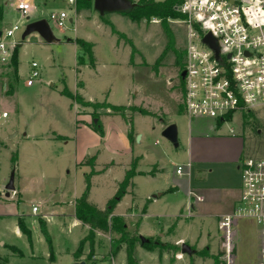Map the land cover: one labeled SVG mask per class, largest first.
Returning <instances> with one entry per match:
<instances>
[{
	"label": "rangeland",
	"instance_id": "374dc122",
	"mask_svg": "<svg viewBox=\"0 0 264 264\" xmlns=\"http://www.w3.org/2000/svg\"><path fill=\"white\" fill-rule=\"evenodd\" d=\"M12 1L0 0L4 7L3 27L14 21L26 24V16L16 10L17 1L14 5ZM29 2L38 17L47 18L60 11H66L69 17L64 28L50 21L55 36L52 41L35 33L23 38L24 30H19L15 36L21 41L17 72L11 63L0 66V199L7 198L6 185L14 172L15 191H11V196L17 200L15 193L19 188L23 194L21 201L15 200L11 206L17 214L19 209L24 215L31 231L30 241L22 231L17 234L14 230L15 217H0V238L7 242L0 246V264H74L73 252L89 233L83 224H72L74 191L79 198L85 190L86 174L93 168L100 169L91 177L90 198L104 207L115 196L118 181L124 179L133 161L134 183L127 188L128 193L118 202L114 213L122 214L131 205L130 215L124 221L130 237L136 239L134 252L138 264H222L225 243L218 217L232 210L240 197V160L264 158V107L245 115L235 113L221 123L209 118L191 119L184 107V69L176 66V55L171 50L163 56L168 43L163 19L151 16L137 21L139 13L101 16L94 9V0L79 2L78 16L68 0ZM175 16L167 17L166 22L181 54L185 51L187 28L182 16ZM70 17L75 20L70 21ZM112 26L125 37L113 33ZM77 39L93 44V59L86 49L75 46ZM127 59L132 70L125 64ZM33 61L39 65L40 77L28 86ZM81 82L84 95L93 101L82 96L92 105H79L78 110L90 111L94 118L86 124V117H81L77 130L74 100L61 91L67 87L74 93ZM11 90L13 94L9 93ZM106 104L128 105L132 109L124 111L125 118L107 119L105 112L111 108ZM95 120H100L101 131L92 127ZM169 124L177 125L178 147L162 135ZM26 132L38 136L47 132L64 134L67 138L44 141L33 139ZM66 141L73 144L64 145ZM76 144V157L82 162L77 171L68 164L67 157ZM54 149L58 153H52ZM93 157L94 166L86 163ZM188 163L190 177H179L176 167ZM175 180H180L181 189L167 192ZM189 190L193 195H189ZM197 195L204 200L198 201ZM55 198L62 206L48 209L47 202ZM43 199L46 202H41ZM34 205L39 211L33 214ZM159 214L160 218L155 217ZM41 218L46 221L50 241L41 230ZM162 228L167 229V237ZM235 229L236 264L254 262L259 231L256 222L239 218ZM152 231L157 233L147 237L150 243L142 245L140 235ZM105 235L95 234L92 249L85 244L88 249H83L81 260L86 264H127L125 244L115 257L109 255L111 245L121 234L114 231ZM183 243L189 244L195 253H181ZM10 244L16 246L10 248ZM166 253L168 257L163 256Z\"/></svg>",
	"mask_w": 264,
	"mask_h": 264
},
{
	"label": "built area",
	"instance_id": "2783aa9c",
	"mask_svg": "<svg viewBox=\"0 0 264 264\" xmlns=\"http://www.w3.org/2000/svg\"><path fill=\"white\" fill-rule=\"evenodd\" d=\"M76 12L77 0H68ZM16 10L30 18L29 0L16 4ZM174 9L185 23V67L183 94L185 111L191 119L209 118L226 121L225 117L264 107V0H179ZM66 11L52 12L47 18L64 28ZM32 19V18H31ZM157 22L158 19L156 18ZM28 20L26 21V24ZM26 24L14 21L7 27L0 21V66L9 65L16 47L21 44L15 36ZM211 34L215 48L203 39ZM39 65L32 62L27 85L40 77ZM3 117L6 113L2 114ZM241 193L234 209L219 217L218 224L224 239L222 264H236L234 234L239 218L256 222L260 257L264 264V158L248 157L240 160ZM179 177H190L191 164L178 165ZM189 195L193 191L189 190ZM198 201L204 198L197 195ZM193 207V204L190 205ZM37 205L32 212L37 213ZM189 208V214H191Z\"/></svg>",
	"mask_w": 264,
	"mask_h": 264
},
{
	"label": "trees",
	"instance_id": "16d2710c",
	"mask_svg": "<svg viewBox=\"0 0 264 264\" xmlns=\"http://www.w3.org/2000/svg\"><path fill=\"white\" fill-rule=\"evenodd\" d=\"M82 1H85V0H77V8H76L77 12L81 10V5L79 4V2L81 3ZM178 1L179 0H177L176 2ZM176 2L175 3L174 2L172 3V1L154 2L152 0H146L145 3H142V4L137 3L138 4L137 7L133 9L131 12L126 13V14L134 15V14L139 13V16L135 17L137 21L143 18L151 17V16H156V17L163 19V22H164L163 28H164L166 37L168 39L167 47H166L165 52L163 53V56L165 55L167 50H171L176 55V59H175L176 66L180 68L182 71L185 67V51H183V53L180 54L179 51L176 49L175 37L166 22L167 17H170V16L176 17L175 15H178V12L174 9V5L176 4ZM3 13H4L3 7L0 6V21L3 20ZM112 31L113 33H116L120 38L125 37L123 33H121L120 31H117L115 28H113V26H112ZM129 42L130 44H132L131 41ZM76 43L78 44L79 47L86 49V51H88L89 56L93 59V50H92L93 44L92 43H88L84 41L83 39H77ZM19 46L20 44L16 47L14 54H13L12 61H11V65L14 66V70L16 72L18 68L17 54H18ZM181 80L183 83L182 77H181ZM9 93L13 94L14 91L11 90ZM61 94L70 97L71 99H73L74 101H76L77 103L81 105H92L91 102L85 101V99L79 93L74 94L67 87H65L61 91ZM106 105L108 108L112 109V113H109V114H120L124 118H125L124 111L129 108L132 109L131 106L128 107L125 105H120V106H116V105L113 106V105H108V104ZM250 112L252 111H245L242 114L245 115V114H249ZM230 118L231 116L225 117V119H230ZM129 121L131 122L132 119ZM218 121L219 123L223 122V120L221 119H219ZM92 127L97 131H101L102 127H101L100 120H98L96 123H93ZM129 134L132 137L131 132H129ZM93 160H95L94 157L93 159L86 161V163L92 164L94 166L96 163H94ZM135 171H136V161H133L132 168L126 171L124 179L119 183V186H118L119 189L117 190L115 196L108 200L106 207L103 209L99 208L95 203L91 202L89 199L90 189L92 185L91 177L95 175L97 172L93 168L90 173L86 174L85 190L83 194L75 202V216L83 224H86L89 226V234L80 241V245L78 249L73 253L74 258L76 260L83 254V249L86 243H88L92 249L94 245V236L96 234V231H101L103 233H109V232L112 233L115 231L121 235H120V238L111 245L109 255H111L112 257H115L120 252V250L123 248V244H125L127 264H138V260L134 252L135 251L134 243L136 239L134 237H130L129 232L126 230V223L124 221L123 216L113 215L114 209L117 206L118 202L122 200V198L126 195L127 188L133 185L132 177L135 175ZM19 226H20L21 231L25 235H27L28 239L31 241V231L26 226L23 220L19 221ZM40 226H41V230L43 234L45 235L46 239L50 241V236L48 234L47 227H46V221L42 218L40 219ZM146 244L148 243H145L143 245H146Z\"/></svg>",
	"mask_w": 264,
	"mask_h": 264
},
{
	"label": "crops",
	"instance_id": "0c3cea01",
	"mask_svg": "<svg viewBox=\"0 0 264 264\" xmlns=\"http://www.w3.org/2000/svg\"><path fill=\"white\" fill-rule=\"evenodd\" d=\"M17 1V3H19V1H22V0H13L12 2H10V3H12L13 5H14V3ZM31 1V0H30ZM9 1H6L5 3L7 4ZM11 5V4H10ZM2 7V6H1ZM12 7V6H11ZM4 8V7H3ZM32 9L33 10H31L30 11V18H32V19H36V18H38V15L36 14V11H35V8H33L32 7ZM78 13L79 12H77L76 11V14H77V16H78ZM73 20H75L73 17H70V21H73ZM35 35H37V34H35ZM71 41V40H70ZM75 46L79 49V46H78V44H75ZM125 64L126 65H128V66H130L131 67V70L133 69V67H132V65L129 63V59H127V61L125 62ZM134 72V71H133ZM79 75V74H78ZM80 80V79H79ZM81 81V80H80ZM81 84H82V86H78V83H77V88H76V90L74 91V93L76 92V93H80L81 94V96H83L84 98H86V100H88V101H93L91 98H87L85 95H84V89H85V86H84V84L81 82ZM79 90V91H78ZM74 103L75 104H72V106L74 107V111H75V113H74V115H73V117H74V121H75V127L77 128V130H78V128L80 127L79 126V121L81 120L80 118L81 117H86V119H84L83 120V122L84 123H86V124H89L90 123V120L91 119H93L94 117H92L90 114V111H88V112H86V113H82V112H80L78 109V106L79 105H81V104H79V103H77L76 101H74ZM128 105H129V103H128ZM127 105V106H128ZM4 113H6V112H4ZM109 113H112V110L111 109H108L106 112H105V115L106 116H104V117H107V119H108V117H123L122 115H120V114H109ZM234 115V114H233ZM232 115V116H233ZM231 116V117H232ZM61 117V116H60ZM216 124V126H219V125H217L218 123H215ZM53 132V131H52ZM26 135H30V137L31 138H33V139H43L44 141H53V142H56L57 140H59L60 138H67V136H65L64 134L62 135V134H57V133H55V134H49V132H47V134L45 135V136H38L37 134H35V132H31V133H28V132H26L25 133ZM61 140V139H60ZM63 141V140H62ZM62 144H64L63 142H62ZM69 144H73V141L72 142H70V141H66L65 142V144L64 145H69ZM64 148V147H63ZM71 150V149H70ZM78 145L76 144V146L74 145V147H73V150L72 151H69V153H68V164L71 166V165H73L72 166V168L75 170V171H77V169H78V167H80L81 166V164H82V162H80L79 161V158H78V156L76 157V155H77V153H78ZM52 153H58V151H57V149H54L53 150V152ZM147 155V154H146ZM110 163H112V162H110ZM110 163H107V164H110ZM115 163V162H114ZM68 164H66V165H68ZM65 165V166H66ZM237 168H238V166H237ZM108 169H111V166L110 167H108V168H106V170H108ZM96 170V174L95 175H97L98 173H100L101 172V170L100 169H95ZM105 171V170H104ZM68 172L70 173L71 172V170H68ZM177 174V173H176ZM94 175V176H95ZM178 175V174H177ZM121 181H118V183H120ZM133 182V181H132ZM134 183V182H133ZM119 185V184H118ZM180 180H175L174 181V184H172L169 188H167V192H169V193H175L176 191H178L179 189H181L180 187ZM177 187H179V188H177ZM165 191H163V192H161V194H159V196H162L163 195V193H164ZM91 193V192H90ZM127 193H128V191H127ZM16 196H18V199L16 200L15 199V197H13V196H11L10 195V197H8V198H6V199H0V217H5V216H13V217H15L16 219H17V221H16V224L14 225V230L16 231V233L17 234H21L22 232H21V229H20V226H19V221L20 220H23L25 223H26V221H25V217H24V215L23 214H21V212H19V209H18V213L19 214H17V212H15V210H13V207L11 206V204H12V202H15V200L16 201H21V197H22V192H21V190H20V188L19 189H17L16 190ZM76 192L74 191V201L72 202V204H73V206H75V202L77 201V199H78V197H76ZM158 196V197H159ZM203 197V196H202ZM89 199H90V201L91 202H93V203H95L91 198H90V195H89ZM109 200V199H108ZM108 200H107V202H108ZM148 200H150L149 198H148ZM32 201V200H31ZM52 201L53 202H47V205H48V209H50L51 207L52 208H57V207H60L59 205H61L60 203V201L59 200H57V198H55V199H52ZM41 202H46V200H41ZM107 202H106V204H107ZM234 203H236V202H234ZM97 206H98V204L97 203H95ZM236 205V204H235ZM235 205L233 206V208H232V210L234 209V207H235ZM62 206V205H61ZM99 208H105L106 207V205L104 206V207H100V206H98ZM1 208L3 209V210H1ZM116 208V207H115ZM130 208H131V205L130 206H128L127 208H126V210L122 213V214H115L114 212H113V215H119V216H123V218H125L126 216H128V215H130V213H129V210H130ZM61 211H64V209L62 208V209H60ZM115 210V209H114ZM232 210H230L229 212H225V213H223L222 215H224V214H228V213H230ZM146 212V207H144V213ZM33 213V212H32ZM34 214V213H33ZM222 215H220V216H222ZM160 214L159 215H156L155 217H157V218H160ZM219 216V217H220ZM73 217H74V220H73V223L72 224H74V225H76V224H78V223H81V224H83L79 219H77L76 218V216H75V208L73 209ZM218 217V218H219ZM83 226L87 229V230H89V226L88 225H86V224H83ZM140 228H141V224H140ZM170 228H172V227H170ZM88 232V231H87ZM141 232H142V230H141ZM96 233L99 235V236H102V235H105V234H107V233H103V232H101V231H96ZM150 234H145L144 233V236L145 237H151V236H154L157 232H155V231H152V232H149ZM166 233H168V231H167V229L166 228H162V234H166ZM89 234V233H88ZM87 233H86V235L85 236H87L88 235ZM161 234V235H162ZM169 235V234H168ZM167 234H166V237L168 236ZM84 236V237H85ZM106 236V235H105ZM83 237V238H84ZM82 238V239H83ZM81 239V240H82ZM173 244H178V243H174V242H172ZM7 245V242L5 241V240H3L2 238H0V246H6ZM8 246H10V248L11 247H13V246H16V245H14V244H10V245H8ZM85 247V246H84ZM85 250L86 249H88V244H87V247L86 248H84ZM144 249H146L145 247H144ZM77 250V249H76ZM89 250H90V247H89ZM149 251V250H148ZM259 252H260V240H259V233H258V241H257V248H256V257H255V259H254V262L251 260L250 262H249V264H258L259 263ZM74 253V252H73ZM151 253V252H150ZM182 253V252H181ZM83 254H85V251H83ZM82 254V255H83ZM81 255V256H82ZM168 254L166 253V254H163V256H166V257H168L167 256ZM33 256H35V255H33ZM81 256L76 260H74L75 261V263L76 262H80V261H84V260H81ZM236 256H238V255H236ZM159 257L161 258V256L159 255ZM138 258V257H137ZM178 258V257H177ZM162 259V258H161ZM178 259H181V258H178ZM138 260V259H137ZM139 261V260H138ZM74 263V264H75ZM248 262H244V261H238V263L237 264H247Z\"/></svg>",
	"mask_w": 264,
	"mask_h": 264
},
{
	"label": "water",
	"instance_id": "95a60500",
	"mask_svg": "<svg viewBox=\"0 0 264 264\" xmlns=\"http://www.w3.org/2000/svg\"><path fill=\"white\" fill-rule=\"evenodd\" d=\"M137 3L133 0H94V9L97 11L101 16H105L109 13H120L126 14L131 12L133 9L137 7ZM28 23L26 24L25 30L23 32L22 37L25 38L30 34H38L40 37L45 39L46 41H52L55 39L53 31L49 25V22L45 18L39 19H31L27 18ZM1 35V32H0ZM206 43L211 45L215 48L216 52L218 53V45L216 40L212 37L211 34H207L204 39ZM186 76V71L183 70L181 73V77L184 79ZM96 122V120L94 121ZM162 135L170 140L175 147H178V128L176 124H169L167 125L162 132ZM141 136L138 135V139L140 140ZM11 191H15L14 185V172L11 175L9 183L6 185V192L4 194L5 197H10ZM156 197V196H154ZM142 245L145 243H149L150 239L140 235ZM181 252L183 254H187L191 256L195 253V249H193L189 244L183 243L181 245ZM75 264H86L85 261L76 262Z\"/></svg>",
	"mask_w": 264,
	"mask_h": 264
}]
</instances>
